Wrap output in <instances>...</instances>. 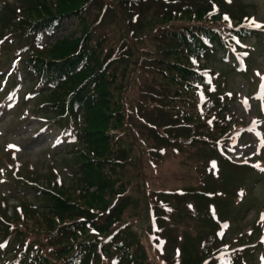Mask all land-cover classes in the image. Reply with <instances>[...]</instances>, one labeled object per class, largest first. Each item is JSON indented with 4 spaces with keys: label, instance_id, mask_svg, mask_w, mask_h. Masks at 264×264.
<instances>
[{
    "label": "trees",
    "instance_id": "trees-1",
    "mask_svg": "<svg viewBox=\"0 0 264 264\" xmlns=\"http://www.w3.org/2000/svg\"><path fill=\"white\" fill-rule=\"evenodd\" d=\"M72 17L81 36L45 46ZM250 19L232 0H3L0 56L16 47L13 60L46 88L40 104L48 121L81 144L76 182L66 187L51 168L44 206L20 195L9 216V196L0 191V264L264 260V224L256 222V241L255 230L232 227L248 175H261L253 166L263 160L234 163L221 151L237 144L246 124L229 112L235 95H225L209 65L218 52L235 54L261 38L264 25ZM241 49L251 50L249 69L255 47ZM253 74L264 76L257 66ZM14 153L0 156L7 172L15 170ZM172 159L192 162L200 190L153 183ZM39 178L33 167L17 184ZM132 211L140 216L127 220ZM136 222L146 224L142 236ZM230 232L237 234L228 242Z\"/></svg>",
    "mask_w": 264,
    "mask_h": 264
},
{
    "label": "rangeland",
    "instance_id": "rangeland-1",
    "mask_svg": "<svg viewBox=\"0 0 264 264\" xmlns=\"http://www.w3.org/2000/svg\"><path fill=\"white\" fill-rule=\"evenodd\" d=\"M7 1L11 4L16 3V0ZM232 1L235 2V6H240L247 16H250L251 22L264 25V0ZM2 9L3 0H0V15ZM78 33L79 25L76 22H64L59 32L49 40L46 39L44 44L52 45L56 38L62 39L70 34L78 37ZM260 34L261 38L251 37L245 41L246 48L248 45L255 47L252 52L255 63L249 69L246 60L248 56L243 52H248L247 49L240 48L241 52L238 55L225 54L220 51L209 60L210 67L218 69L221 74L217 83L225 95L226 92L235 95L232 101H228L230 103L229 112L248 125L243 136L237 140L236 146L222 147V150L227 151V156L235 163L264 158V76L261 74L262 77L256 79L253 74L255 66L264 74V32ZM15 49V46L10 45V51L0 56V156H7L6 148L14 147L16 154L13 160L16 167L20 168V172L18 169L11 173L6 172L0 160V191L5 198L9 196V216L13 214L11 207L20 204L18 199L21 197L28 198L36 206L45 205L42 192L51 181V168L55 169L59 182L66 187L74 184L76 182L74 159L78 155L81 144L78 138L65 137L59 124L47 121L45 108L40 104L46 89L26 74L18 59L13 60ZM11 89H14V99L6 102ZM170 161L163 168L161 175L152 178L153 183L166 187L183 183L192 184L200 190L203 182L193 181L189 175L191 161L184 163L181 160L172 159ZM263 161H259L257 167L253 166L255 170L262 171L261 175L249 173L248 197L234 212L232 218V227L237 230V233H248L250 230H255L257 232L254 237L255 241L259 234L256 221L264 219ZM170 164L174 165V172L169 170ZM28 165L30 168H27ZM33 167L40 176L39 182L32 185L25 181V186L17 184L21 173L27 175ZM234 169L231 168L232 176L237 182L239 176L236 175ZM28 184L32 186L27 187ZM134 215L140 216L139 213L132 211L127 220L135 219ZM134 225L135 232L142 236L146 224L136 222ZM153 229L160 230L159 226H154ZM147 230L150 231L149 228ZM237 233H228L227 241L229 242ZM261 262L262 259H259L258 264ZM252 264H255V261Z\"/></svg>",
    "mask_w": 264,
    "mask_h": 264
},
{
    "label": "snow or ice",
    "instance_id": "snow-or-ice-1",
    "mask_svg": "<svg viewBox=\"0 0 264 264\" xmlns=\"http://www.w3.org/2000/svg\"><path fill=\"white\" fill-rule=\"evenodd\" d=\"M225 19H227V17H225ZM252 23L254 24L255 22H252ZM255 26L260 27V25H255Z\"/></svg>",
    "mask_w": 264,
    "mask_h": 264
}]
</instances>
